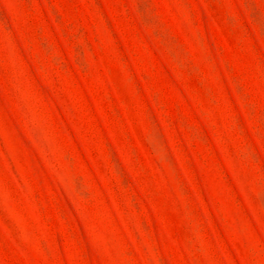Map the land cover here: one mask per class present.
Returning <instances> with one entry per match:
<instances>
[{
	"label": "rangeland",
	"instance_id": "1",
	"mask_svg": "<svg viewBox=\"0 0 264 264\" xmlns=\"http://www.w3.org/2000/svg\"><path fill=\"white\" fill-rule=\"evenodd\" d=\"M0 264H264V0H0Z\"/></svg>",
	"mask_w": 264,
	"mask_h": 264
}]
</instances>
